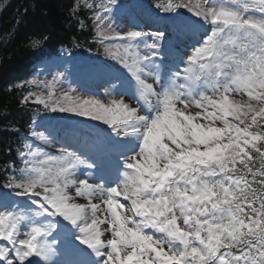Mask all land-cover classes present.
Masks as SVG:
<instances>
[{
    "label": "snow or ice",
    "instance_id": "obj_1",
    "mask_svg": "<svg viewBox=\"0 0 264 264\" xmlns=\"http://www.w3.org/2000/svg\"><path fill=\"white\" fill-rule=\"evenodd\" d=\"M115 6L84 0L70 13L92 11L97 35L123 41L106 49L130 76L113 73L116 98L34 99L111 131L87 150L24 145L7 183L21 200L0 198V264H264V0H166L198 18L180 23L199 35L163 73L166 33L109 37L102 13Z\"/></svg>",
    "mask_w": 264,
    "mask_h": 264
},
{
    "label": "trees",
    "instance_id": "obj_2",
    "mask_svg": "<svg viewBox=\"0 0 264 264\" xmlns=\"http://www.w3.org/2000/svg\"><path fill=\"white\" fill-rule=\"evenodd\" d=\"M137 1L155 10L165 4L164 0ZM74 2L83 5L84 0H0V194L15 192L7 183L25 168L20 153L35 112H50L29 94L33 85L27 82L36 65L64 53L98 55L103 49L93 12L82 8L72 15ZM32 41L39 44L33 47ZM24 97L29 99L25 102Z\"/></svg>",
    "mask_w": 264,
    "mask_h": 264
},
{
    "label": "rangeland",
    "instance_id": "obj_3",
    "mask_svg": "<svg viewBox=\"0 0 264 264\" xmlns=\"http://www.w3.org/2000/svg\"><path fill=\"white\" fill-rule=\"evenodd\" d=\"M185 2H187V0H185ZM193 3L196 2V0H192ZM138 19L135 18L134 19V23L138 24ZM182 21H187L186 20H182ZM131 22V21H130ZM180 22V21H179ZM151 23V22H150ZM155 24V22H153ZM154 24H150V25H154ZM102 28L104 29L105 32L108 33V35H114L116 33H125L130 29H133L129 22L125 19V18H117V19H113V17L110 16H105V20H104V24L102 25ZM147 27H143V30H145ZM118 43V42H117ZM123 43V41H120L118 44H115V46L112 48L113 50L117 47H119L121 44ZM141 47V51L146 52V50L144 49L143 46ZM116 64H118L120 67H122L120 65V63L114 59H112ZM123 68V67H122ZM99 75L94 76L93 78L95 79V81L97 82V85L99 86L100 90H101V96L97 97L101 100H108L111 98H116L115 97V93H114V89H118L117 86H108V82L105 80L104 77H98ZM39 81L41 82V84L39 85V87H37V89L35 90V95L37 94H42L43 96H47L48 92L50 89L46 88L45 85L48 84L49 82L53 81V75L49 74L48 77H42L39 79ZM151 82V81H149ZM76 87H73L72 85L66 84L63 85L61 84V81L58 80L54 83V87L52 88L53 91L55 92H59L58 97H61L64 93H69L70 95L74 96V97H83V98H88L90 96H92L89 93H79L76 89ZM131 103H135L134 101H130ZM69 115L71 117H75L76 119H79L81 121H88L87 119L91 120L88 117H79V116H75L74 114H70ZM99 122V121H96ZM101 125H104L102 122H99ZM64 123H62L61 125H63ZM107 127V125H105ZM87 127H90L89 125H87ZM107 132H110L111 130L106 129Z\"/></svg>",
    "mask_w": 264,
    "mask_h": 264
}]
</instances>
